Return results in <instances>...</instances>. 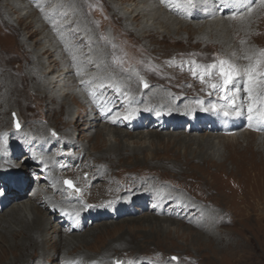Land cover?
<instances>
[{
    "label": "rangeland",
    "instance_id": "1",
    "mask_svg": "<svg viewBox=\"0 0 264 264\" xmlns=\"http://www.w3.org/2000/svg\"><path fill=\"white\" fill-rule=\"evenodd\" d=\"M15 1L17 3H20L18 9L12 8L11 6L7 5L6 0H0V4H1L0 18L3 16L4 13H6L9 19L11 20L12 24L16 25L17 19L20 17L21 18L24 17L26 19L25 21L32 22L33 25H35L34 27L38 29L39 32L37 36L29 40L27 42V45L35 48L34 52L37 55L36 60L42 61L43 63L42 67L39 68L38 71L39 75L46 77L47 89H49L50 92L55 93V95L57 96L58 95L69 96L71 95L70 93H72L73 95L77 94L82 87L80 84L79 85L75 84L76 80L88 79L87 87L81 90L82 96L91 93V89L92 92H94L95 87H98L99 91H102L107 84L109 85L110 82L114 80V77L110 76L106 68H101L100 70L97 71L98 66L104 62L102 59L97 58L96 60H91L100 54L99 52L94 51V47L100 45L105 48V57L111 63L114 70H119V73H124V72L131 73L130 76L127 77L128 78L127 80L133 78L134 83H136V85L141 82V84H143L144 87L146 84L145 83L146 80H148L149 82V85L147 86L148 88L152 85L151 88H159L163 91H167L168 93H171L168 95L170 96L169 97L170 100H174L176 94H180L182 92L183 93L188 92L186 94L187 96L186 100H189L190 102L192 101L194 102V106L190 107L192 109L189 111L190 113L189 116L190 115L193 116V114L196 113V114H202L203 118H208L209 115L217 113L219 116V121H223L224 111H228V112L229 111L236 112V111L230 109L231 107L229 106L228 102L222 98L225 95V93L216 92L211 87H209L211 83L218 82L216 80L217 79L216 77H212L209 79L208 77H206L205 82L202 83L201 80L199 79V75L195 76L196 78L193 76L192 72L189 70L190 67H192V62L194 61L197 65L203 67L213 63H218L219 60L221 59L223 60L229 59L228 60L229 62L243 69L244 67H246L245 65H248L247 60H245L243 57H238L237 52L239 53L243 49V47H246L247 49L248 48L251 49V54L247 53L246 55L254 56V54L258 53L259 50H264V40H263L264 21L261 22V25L258 28L256 25V22L258 20L264 18V10L259 5L260 0H244L245 7L243 11L240 12L238 15H236V17L241 15V17L240 19H237L233 24H228V22L227 23L223 22V20L229 18L227 16H215V17L213 16L214 18L211 16V18L209 17L210 19L199 18L196 20L191 18L190 19L186 18L181 20L183 22L185 21L186 25H182V24L174 25L176 28V31L174 32L173 30H170L167 26L160 24L159 21L156 20L157 16H164V15L162 12V8H160L158 6V3L154 0H146L148 4L153 5L151 7H147L145 3H139L138 0H112L111 3H109V0H78L82 5L81 13L79 15L74 13V9L70 8L71 5L73 7V4L76 0H61L59 3H57L58 2L57 0H15ZM158 1L161 2V0ZM204 1H210V0H204ZM114 8L117 9V12L125 16L128 17L131 16L130 20L127 23H125L122 19L119 18L118 14L116 15V11H114ZM136 8L139 12L140 10H146V11H143L144 13L138 14L132 20L133 15H131V12ZM185 10L186 9L184 8H180V9L176 8L174 11L177 12V14L173 15L172 20H174L175 17L176 19L179 18L178 20H180L181 17L178 16V14L183 15V13L186 12ZM150 11H151L150 13L151 15L146 14L147 12L149 13ZM202 12H204L203 9H201V13ZM252 12H255L254 17L249 18V22L247 21L244 22L245 20H243L244 19L243 17H246L245 15L247 14L249 15ZM84 21L88 22L89 26L93 31L94 36L91 35L89 29H87V31L90 35H88V33H82V29L80 27ZM218 21L220 22L218 23ZM176 22L178 23V21ZM241 23L242 25H244V27H248L250 29V32H248L247 37L244 36L245 33L243 31H238L236 29L237 27H239V25H241ZM249 23L251 24L250 26ZM142 24H147V26L153 29L155 28L154 30L155 37H152L150 39L140 38L139 31L141 29L140 26ZM126 26L131 27V29L127 30ZM115 27H117V29ZM210 27L215 29L216 28L220 29L218 31L219 36L223 39V41H225V43L229 47L228 53L221 51L220 45H218L217 38L215 36L213 35L210 36L209 33L208 35H206V31L210 30L211 29ZM72 30H75V35L69 38L68 34L70 35V31ZM1 31L4 30L0 26V32ZM22 33L24 35V36L22 35L23 37L28 38L26 31H23ZM18 38H20V36ZM95 39L96 42L94 43ZM133 39L136 42L133 41ZM8 42L9 40H6V44H8ZM36 42L38 43L35 46ZM80 42L81 43L83 42L81 49L79 48ZM43 46H46L47 49H50V53L52 54L51 57H48V54L44 53V50H42ZM161 53L163 55L166 53V55L163 56L161 55ZM26 56L28 59H30L29 58L30 55L28 56L27 54H25L23 57V54L21 53L20 50L15 52L12 51L9 47L3 51H0V60H1L0 61V121L4 120V122H6L7 125L6 128L1 129L0 136H1V140H7L8 147L12 151L17 150L13 147L19 141V145L17 146L19 153L16 158H11L14 161L13 162L14 167L10 169L12 165L8 162L3 161L4 165L3 168L0 167L1 168L0 171L3 170L5 172L4 173L0 172V177H3L5 179H10L19 176L20 179L30 183L31 185L25 190V193L22 194L19 199L17 198L16 200H11V198L14 197V194L11 195V193L7 192L6 188L0 184V204H5L3 210L0 212V215L7 214L9 212L10 208L12 207L13 201L15 202L26 201V200L31 201L33 198L30 196L31 195L30 193L31 192L32 194L35 193L34 189H37V186L39 187L45 186L47 180L51 182V180L49 179L39 177L42 176L41 170L33 169V167L36 169V166L40 167L39 164L40 162L38 161V159L34 158L33 162L31 163L25 161L26 155L32 153V151L29 152L30 151L29 148H24V141L26 139V136L29 135L30 131L28 129L21 127L22 125L20 121V117H21L25 122V124L29 126H44V127L50 126L48 128L50 129L54 128V130L51 129L52 133L51 132L50 134L48 133L50 137L46 139L44 138L45 140L49 141V146L46 153H48L47 155L49 156L54 153V149L59 148L60 151L57 152L58 156L56 157V159L58 160V165L54 167V170L56 171L55 173L57 175H54V179L58 180L60 178L61 180L62 178L66 177L63 180V190L66 193L77 194L78 192L75 191L76 187H78L81 191L79 195H74V196L68 195V197H71L72 200V207L70 209L72 210V215L74 214L73 215L74 217L83 215L84 221L87 223V227L77 232L78 235L83 236L91 231L94 230L96 231L97 227H95L94 224L95 223L99 224V222L101 223L102 221L99 222L94 221L93 224H91L93 220L90 219L88 215V211H86L87 209L83 210L78 206H75L76 203L74 201L83 202L86 200L85 205H87L86 206L87 208L91 207V209H96L99 213L110 212L111 209L115 208L114 206H111V204L113 205L117 201V200L113 201L114 197L112 196H114L115 194L120 195L121 192L123 197H126L123 202L124 203L126 202L128 206H124L123 208L120 209V211L128 210L130 213H134L123 216H117L118 218H115L113 220L108 219L109 222L112 221L111 223L117 224V231L110 232L104 237L101 236V241H99L100 243L97 242L94 245H89L87 249H84L82 247L72 248L71 251H68L69 254H78L80 252H85L86 255H89L90 257L93 258H99L100 254H103L105 256L107 255L108 258L105 259L103 263L100 262L99 264H117V262H122L123 264L127 261H130L133 264H264V224H263L264 219L261 218H260L261 220L255 219L258 215L262 213V209L264 207V174H263L264 154L262 155L263 157L261 158L259 152V150L261 149L260 147H263L264 145V138L248 137L249 135L247 134L248 132L254 133L256 135H261L262 132L264 134V130L260 131L251 128L254 127L256 123V119H254L251 122V126H249L250 122L247 119L248 114H246L243 118V127H241V129L233 133L223 132V136L222 133L211 134L212 136H209L210 134L204 131H197V132H192V134L190 133L185 134V135H191L190 137H192V139L198 136L197 137L198 139L210 140L212 143L211 146H207L203 148L190 144L188 145V148L186 146L183 148L180 146L178 147V145L176 144H172L169 145V147H164L163 150L161 149L159 150L157 149L158 147L156 145L154 144L151 145L150 140H147L146 138L141 137L140 135H138L137 138H132V139L126 138V140H124L126 142L125 144L128 146L130 145L129 146L130 149H133L138 146H142L145 148L143 154L132 156L130 157L129 160H133L136 157L139 158L140 160L141 159L144 160L145 157L147 156L148 163H144L141 165L132 164L128 167L126 166L120 167L119 165L109 166L104 162H102L100 163V167H103L104 169L110 168L108 173L112 179L110 180L106 179L105 181L103 180V181L95 182L96 177L93 176V173H91V171L89 170L91 169L89 168L90 166L93 167L92 161L96 162L97 156L95 154V151L92 150L89 146L86 147L85 154L89 153L90 156L92 157L89 159L90 160L89 166L83 167V165L78 164L81 163L82 161V155L77 153L74 150V148L69 149V146L67 145V142L70 139L68 138L61 139L60 141L62 142L59 141L58 135L62 134V132H64L67 128L72 126L75 115L71 117L68 125H64V124L62 125L61 124L62 122L60 123V119L56 117L53 120V123L49 119H47L49 116H51V113L48 112V105H46L44 101H42V99H37L36 91L38 90L32 88V84L34 81H30L27 78L26 80L22 79L23 77H25V75H27L28 71H31V67H32L31 65L26 64L27 63L25 61ZM161 56L165 60H163ZM216 56L218 58H216ZM152 57L154 58V60ZM255 58L256 57L254 56L253 62ZM17 59H19V61ZM31 59L34 60L35 58L32 57ZM58 59L63 60V62L58 63L56 68L54 67L53 61L57 62ZM113 60L115 62H113ZM74 61H80L83 67L78 69L76 73L73 74L72 72H70V70L72 66L76 65ZM92 61H97V63L95 65L90 66ZM122 65H124V67ZM157 65L160 66V67L158 66V68L160 69L156 67ZM86 66L87 67L89 66L90 68H87ZM20 71H22V73H20ZM187 72L189 75L186 74ZM158 73L160 76L158 75ZM102 75L107 76L106 80L103 79L101 80V82H98L100 76ZM132 75L134 77H131ZM90 77H93V79H91ZM9 79L15 81V82L13 81V86L17 91L22 93V95L18 98L17 96L16 97L12 96L13 100L18 105L17 109L14 106L6 107L4 105V100H3L5 98L4 95L6 94V90L8 89V86L10 87ZM25 81L26 84L24 85ZM114 81L116 82L117 80ZM246 82H247V77L243 76L242 78L236 81V84H238L239 87L243 89ZM163 84H165V86ZM261 85H263V89H264V84ZM23 86L26 87L23 88ZM259 87L260 85L258 84L256 88ZM119 90L120 87H117V89H115V92L117 93ZM108 93L110 94L112 93V91L109 90ZM227 94L229 97L233 95V93L231 92ZM258 94L260 96H256V97L254 96L255 99L253 98V103L252 101L248 100L247 93L246 95L243 96V98L237 97L235 99L237 111H242L243 109L241 108L242 106L245 105L244 110L247 112V108L250 103H252L254 107L258 104H259L258 106L262 105L261 108L264 110V95H263L264 90L262 93H258ZM180 95L182 97L185 96L183 94ZM141 101L142 100L140 98H136L135 103L132 105V108H135V106L137 105L140 106L138 108V111H141L142 113H147L151 115L156 114L154 110L147 112L145 109L141 108V106H144L145 104L144 102ZM99 106L100 108L106 109L105 110L106 112H102L103 113L102 116L104 117V120L105 118L107 120L119 119L121 117L124 119L127 118L125 114L124 115L117 113L115 114L114 112H111L110 109L113 108V104L102 103ZM91 110L94 111L96 109H91ZM180 113L182 112L180 111ZM77 116H79V114H77ZM119 122L121 125H119V123H115L117 125V128L123 131L126 130L125 132H128L129 134L147 132V130L145 129L129 130L131 128L130 122L126 123L122 119ZM99 123L100 125L105 124V122L103 121L102 123L101 121ZM17 124H19V127H17ZM84 126L85 124L81 122L79 126L73 128L70 134L71 138H73L75 141L86 143L87 140L82 137V135L83 136L87 135L86 128ZM182 126H183L182 127L183 130L187 131L186 121L183 123ZM168 129L170 130V127ZM169 130H165L163 131V133L171 132ZM25 131L28 133H25ZM53 132L55 133V135H53ZM79 132L83 134H80L81 136H78L77 133ZM173 135H177V134L173 132ZM217 136H219V138ZM52 137H54V139L58 142H55L52 139ZM31 138L34 139L39 137L36 134L34 135L31 134ZM105 138L107 140H112L111 134L105 136ZM19 139H21V142ZM223 140H225V142H223ZM223 145L224 147H222ZM250 147L252 148L250 149ZM207 149L209 152L211 150L212 151L209 153ZM200 153H202L201 154L202 156L205 153L207 157L209 156V158L213 160L223 157L224 158L223 162L225 164L226 171L228 172V174L231 173L233 177L232 185L229 184L231 180H228V185H226L225 183L224 186L218 185L216 187V184L214 183L215 184L214 187L218 189V193H217V192H211L210 190H208L209 188H206L213 186L209 181H208L209 184L206 185H204V181H202L201 183L197 182L198 183L197 184L194 178H196L195 176L198 175L201 176V171L198 170V167L200 166L202 167V165L200 164L199 161H197L198 159H196ZM249 157L250 159H248ZM230 160H232V162ZM243 167L246 168V170H244ZM58 168H60V170ZM245 172H247L248 175ZM135 178L139 180L140 178L153 179V181L156 182L155 185L157 186L155 187L149 185L147 186L146 189L144 188V190H140L139 192H137L140 188L146 186H142L141 184L137 188L132 186L133 183L132 181ZM165 178H167L168 181ZM201 179L204 180L203 177H201ZM65 180L71 181L73 187L69 188L68 185L64 183ZM104 183L105 184L108 183L111 189L109 190H107V188L105 189V193H103L104 197H102L103 199L100 197L97 198L94 197L93 196L94 191H98L101 188L99 186H101V184ZM163 185L170 187L171 190L173 191L177 190L179 192H182L187 196L186 197L187 199L189 198L188 201H185L186 205L185 208L183 207L185 209L183 213L177 214L176 210H173L171 212L170 209L169 211L163 214L161 213L164 207H166L168 204H173L174 202L179 201L180 198L179 196L174 197L176 195H173L174 199L172 198L167 204L154 202L153 198L161 199L164 196L168 195V193L167 194L163 193L161 189L164 188L162 187ZM91 187L93 189V192ZM121 188H123L122 191ZM157 190L160 192H158ZM245 191L246 193H244ZM221 192H223L224 195ZM169 195L172 196V194ZM221 196L222 197L225 196V199H222L223 202L221 201ZM105 197L108 198L104 200ZM151 199L153 200L149 201ZM92 201H94L95 203L91 204ZM91 205L95 207H92ZM203 208H208L212 210L214 209L212 212L213 214L218 213L217 218L219 219L227 218L232 220L228 224L225 225L223 224L221 226L219 225L218 227L209 225V223L212 222L211 220L215 219L216 216L215 217L211 216L210 218L205 215V217H202ZM201 211L202 214H200ZM61 212L62 211L59 208L57 209L55 208V210L53 209V211L51 212V215L55 214V218L52 219V223L54 226H60L59 217L61 215ZM157 212H159L160 214H158ZM248 213L250 215L247 218ZM150 214L156 215L157 217L160 218H174L180 221L181 229L175 231L173 230L172 227H170L171 230L168 231L169 233L165 232L164 234L159 235L157 233L158 230L154 226L143 224L140 221L141 217ZM128 216H131L132 220H127V221L121 220L123 219V217H128ZM65 219L69 220L66 227H71L70 222L73 221V217L65 216ZM195 232L201 233L203 235L202 244L193 242L194 240L192 241L190 235H193ZM102 240L104 243L102 242ZM110 244L112 248L111 246L109 247ZM68 253H65L64 257ZM110 256H115L116 259L115 258L113 259ZM135 257H137L138 260L139 259L141 260L134 261ZM174 257L176 259H173ZM59 263L60 260L57 261V264ZM43 264L46 263L43 262ZM81 264H85V263H81Z\"/></svg>",
    "mask_w": 264,
    "mask_h": 264
},
{
    "label": "bare ground",
    "instance_id": "2",
    "mask_svg": "<svg viewBox=\"0 0 264 264\" xmlns=\"http://www.w3.org/2000/svg\"><path fill=\"white\" fill-rule=\"evenodd\" d=\"M57 1H58L57 3H59L61 0H57ZM138 1H139V3H145L147 5V7L153 6L151 4H148V2H146V0H138ZM154 1H156L158 3V6L160 8H162V12H163V15H164V16H157L156 20H158L160 24H162L164 26H167L170 30H173V32L176 31V28H175L174 25H177V24L186 25L185 21L184 22L181 21V20L186 19V18H189V19L191 18V19L196 20V19H199V18H209V17L211 18V16L212 17L213 16L214 17L215 16H227L229 18L226 19V20H223V22L224 23L228 22V24H233L237 19H240L241 15H239L238 17H236V15H238L240 12H242L244 7H245L244 0H210V1L191 0V3H187L186 0H163V2H162V0H161V2L158 1V0H154ZM6 2H7V5L11 6L12 8H15V9L16 8L18 9V7L20 6V3H17L15 0H6ZM111 2H112V0H109V3H111ZM259 3H260L259 5L264 10V0H260ZM70 8L74 9V13L79 15L81 13L82 5H81V3L78 0H76L74 2V4H73V7L71 5ZM111 8H113V7H111ZM176 8H179V9L180 8H184V9H186L185 10L186 12L183 13V15H179L178 14V16L181 17L180 20H178L179 18L176 19V17H175L174 20H172L173 15L177 14V12L174 11ZM0 9H1V4H0ZM201 9H203L204 12L201 13ZM114 11H116V15L118 14L119 18L122 19L125 23H127L130 20V18H131V16L128 17V16H125V15L117 12V9H115V8H114ZM143 11H146V10H140V12L137 10V8L135 10H132V12H131V15H133L132 16L133 17L132 20L138 14L144 13ZM150 13H151V11L149 13L147 12L146 14L151 15ZM254 13L255 12H252L249 15L248 14L245 15L246 17H243L244 18L243 20H245L244 22H246V21L249 22V18L254 17ZM49 16H50V14H49ZM234 17H236V18H234ZM25 20L26 19L24 17H22V18L20 17V18L17 19V24L14 25V24H12V22L9 19L8 15L6 13L3 14V16L0 18V26L4 30V31L0 32V51H3V50H5L6 48L9 47L12 51H15V52L20 50L21 53L23 54V57H24L25 54H27L28 56L30 55V57H29L30 59H28L27 56H26L25 57V61L27 62L26 64H29V65L32 66L31 67V71H28L27 75H25V77H23L22 79L26 80V78H27L30 81H34L33 84H32V88L38 90V91H36L37 92L36 93L37 94V99H42V101H44V103L46 105H48V112L51 113V116H49L47 119H49L53 123V120L56 117V118L60 119V123L62 122L61 123L62 125L63 124L64 125H68L69 124V120L71 119V117H73L75 115L74 119H73L74 121H73L72 126L71 127L68 126L69 128H67L64 132H62V134L58 135L59 136V141L61 139H67V138L70 139V140H68L67 145L69 146V149L70 148H74V150L77 153L82 155V161H81V163H78V164L83 165V167H85V166L88 167L89 166V163H90L89 159L92 157V156H90L89 153L85 154L86 147L89 146L92 150L95 151V154L97 156L96 157V162L92 161L93 167H91V166L89 167V168H91L89 170L91 171V173H93V176L96 177V181L95 182H99V181H103V180L105 181L106 179H109V180L112 179L111 176H109V173H108L110 168H105L104 169L103 167H100V163H102V162H104L105 164H107L109 166L119 165L120 167H122V166L128 167V166H130L132 164L141 165V164H144V163H148V157L147 156L145 157L144 160L141 159L142 161L139 158H137V157L134 158L133 160H129L130 157H132V156H136L138 154H143L144 151H145L144 150L145 148L142 147V146H138V147H135L133 149H130L129 148L130 145L128 146V145L125 144L126 142L124 140H126V138H128V139L137 138V136L140 135L141 137H144L147 140H150L151 145L152 144L156 145L158 147L157 149H159V150L160 149L163 150L164 147H169V145H172V144H176V145H178V147L180 146V147H183V148L185 146L188 148L189 144L190 145H196V146H199V147L203 148V147L211 146V144H212L211 141L208 140V139H205V140L198 139L197 138L198 136L196 138L193 137L194 139H192V137H190L191 135H185V134H189V133L192 134V132L204 131L206 133H209L210 134L209 136H212L211 134H219V133H222V136H223V132L233 133V132L241 129V127H243V118H244V116L246 114H248L244 110L245 109V105L242 106L241 109H243V110L239 111V114H237V111L236 112L229 111V115L225 116L224 115L225 111H224L223 112V115H224V120L223 121H219V116H218L217 113L209 115L208 118H203L202 114H196V113H194L193 116H191V115L189 116V114H190L189 111L192 109L190 107L194 106V102L193 101L190 102L189 100H186V98H187L186 94L188 92L180 93V94L185 95L183 97L180 94H176L174 100H170V98H169L170 96H168V95L171 94V93H168L167 91H163V90H161L159 88H151L152 85L149 88L148 87H144L143 84H141V82L136 85V83H134L133 78H131L130 80H127L128 79L127 77L130 76L131 73H129V72L119 73V70H114V68L112 67L111 63L105 57V48L100 46V45H97V46L94 47V51L99 52L100 54L97 55L96 57H94L91 60H96L97 58L102 59L104 62L101 65L98 66L97 71L100 70L101 68H106L108 70L110 76H113L114 80H117V81L116 82L114 80L111 81L110 84L109 85L107 84L102 91H99V88L95 87L94 92H92V89H91V93L82 96L81 95V92H82L81 90H83V89H85L87 87V80L88 79L83 80V81L86 82V83H83V84L81 83L82 80H76L75 84L76 85L80 84L81 87H82L77 94L73 95L72 93H70L71 95H69V96H67V95L66 96H60V95L57 96V95H55V93L50 92L49 89H47V79H46V77L39 75L38 71H39V68L42 67L43 63H42V61L36 60V56L37 55L34 52L35 48L27 45V42L29 40H31L32 38L36 37L39 31H38L37 28L34 27L35 25H33L32 22H28V21H25ZM176 21H178V23ZM201 21H202V19H201ZM263 21H264V18H262L261 20H258L256 22L257 28L261 25V22H263ZM219 22L220 21H218V23ZM250 25L251 24L249 23V26ZM246 26H247V24H246ZM140 27H141V29L139 31L140 38L150 39L152 37H155V35H154L155 34V31H154L155 28L153 29V28L147 26V24H142ZM239 27H237L236 29L238 31H243L245 33V35L244 34L243 35L245 37H247L248 36V32H250V29L248 27H244V25H242V23H241V25H239ZM80 28L82 29V33H88L87 29H89L90 30L89 32L91 33V35L94 36L93 35V31H92L91 27L89 26L88 22L84 21ZM115 28L117 29V27H115ZM126 29L130 30L131 27L126 26ZM219 30L220 29H218V28H216V29L215 28H211L210 30L206 31V35H208V33H209L210 36H212V35L215 36L217 38L218 45H220L221 51L228 53L229 47L227 46L225 41H223V39L219 36V32H218ZM23 31H26V34H27L28 38L23 37L24 36L23 33H22ZM102 34H103V32H102ZM220 34H221V32H220ZM260 34H262V33H260ZM73 35H75V30L70 31V35L68 34V37L70 38ZM88 35H90V34L88 33ZM120 35H121V33H120ZM19 36H20V38H18ZM188 39H190V38H188ZM6 40H9L8 44H6ZM133 41H135V40L133 39ZM241 41H243V40H241ZM95 42H96V39L94 40V43ZM212 42H213V40H212ZM37 43L38 42L35 43V46H36ZM205 43H203V44H205ZM82 44H83V42L82 43L80 42V44H79L80 45L79 46L80 49H81ZM181 44H182V42H181ZM154 45H155V43H154ZM167 47H168V44H167ZM42 50H44V53L48 54V57L52 56V54L50 53V49H47L46 46H43ZM158 50H160V49H158ZM247 53L251 54V49H249V48L247 49L246 47H243V49L239 53L237 52V56L244 58ZM151 55H152V53H151ZM161 55H163V54L161 53ZM164 55H166V53ZM115 56H117V55H115ZM32 57L35 58V59L32 60L31 59ZM192 58H193V56H192ZM216 58H218V57L216 56ZM162 59H163V57H162ZM17 60L19 61V59H17ZM56 60H57V58H56ZM116 60H118V59H116ZM153 60H154V58H153ZM159 60H160V58H159ZM163 60H165V59H163ZM245 60H247V59H245ZM242 61H243V59H242ZM53 62H54V67L57 68L58 63L63 62V60L58 59L57 62L56 61H53ZM74 62H75L76 65L72 66L71 70H70V72H72L73 74L76 73V71L78 69L83 67V65H82V63L80 61H74ZM113 62H115V61L113 60ZM96 63H97V61H92L90 66L95 65ZM248 63H249V61L247 60V64ZM5 65H6V63H5ZM124 65H125V63H124ZM124 65H122V66L124 67ZM158 66L159 65H157L156 67L158 68ZM245 66H247V65H245ZM87 68H90V67L88 66ZM94 68H96V67H94ZM158 69H160V68H158ZM188 72L186 74H188ZM15 73H16V71H15ZM20 73H22V71H20ZM186 74H183V75H186ZM158 75H159V73H158ZM131 77H134V76L132 75ZM90 78L93 79V77H90ZM106 78H107V76L102 75V76H100V79L98 80V82H101V80H103V79L106 80ZM170 78H172V77H170ZM13 81L14 80L9 79L10 87L8 86V89L6 90V94L4 95L5 98L3 100H4V105L6 107L14 106L17 109L18 105L13 100L12 96H15V97L17 96V98H18V97H20L22 95V93H20L19 91H17L15 89V87L13 86ZM133 83H134V86H133ZM145 83L147 84V86L149 85L148 80H146ZM25 84H26V81H25L24 85ZM163 85L165 86V84H163ZM259 85H260V87L255 89V93H254L255 97L256 96H260L258 93H262L263 90H264L263 89V85H261V84H259ZM236 86L239 87L238 84H236ZM24 87H26V86H23V88ZM117 87H120V90L116 93L115 89H117ZM240 89H241V91L237 94V97L238 98H243V96L246 95V93L243 91L242 88H240ZM109 90H111L112 93L109 94L108 93ZM197 97H198V95H197ZM255 97H254V99H255ZM136 98H140L142 100L141 102L145 103L144 106H141V108L145 109L147 112L154 110L156 112V114L155 115H153V114L151 115V114H147V113H142L141 111H138V108L140 106H137V105L135 106V108H132V105L135 103V99ZM171 99H173V98H171ZM209 99H210V97H209ZM259 100H260V98H259ZM102 103L113 104V108L110 109L111 112H114L115 114L116 113L117 114H123V115L125 114L127 118L124 119V118L121 117L119 119H114V120H107L105 118V120H104V117L102 116L103 115L102 112H106L105 111L106 109L100 108V106H99ZM252 103H253V101H252ZM258 105H256L254 108L258 109L261 112H264V110L261 108L262 105H260V106H258ZM24 106H26V105H24ZM141 108H140V110H141ZM91 109H96V110L92 111ZM230 109H232V108H230ZM180 111L182 113H180ZM19 114H20V111H19ZM77 114H79V116H77ZM257 114L258 113L254 112V116L257 115ZM109 119H111V118H109ZM121 119L124 122H126V123L130 122L131 128L129 130H144L145 129V130H147V132H140V133H137V134L136 133L135 134H131V133L129 134L128 132H125L126 130L125 131L120 130L119 128H117V125L115 123H119V125H121L120 122H119ZM99 120L101 121V123H102V121L105 122V124L100 125V123H99L100 121ZM20 121L22 123L21 127L25 128V129H28L30 131L29 135L26 136V139L24 141V148H29V150H30L29 152L32 151V153L26 155L25 161L31 163V162H33L34 158L38 159V161L40 162L39 163L40 167L36 166V169L34 167H33V169L34 170H41V172H42L41 175L42 176H39V177L40 178L42 177V178L49 179V180H51V182H49L47 180V183L45 184V186H42V187L37 186V189H34L35 191L33 190L35 193H33V194H32V192L30 193L31 194L30 196L33 198L31 201L30 200L19 201V202L13 201L12 207L10 208L9 212L7 214L0 215V264H43V262H45L46 264H57L58 260H60L59 264H81V263H85V264H87V263L88 264H99L100 262L103 263L104 260L108 258L107 255L105 256L103 254H100L99 258H93V257H90L89 255H86L85 252H80L78 254H69L68 251H71V249L75 248V247H82L84 249H87L89 245H94L95 243L101 241V236L104 237L105 235L109 234L110 232L117 231V224L111 223L112 221L109 222L108 219L113 220L115 218H118L117 216H123V215H127V214H134V213H130L128 210L120 211V209L123 208L124 206H128L126 202L125 203L123 202L126 197H123L121 192H120V195L115 194L114 196H112V197H114L113 201H116V200L117 201L113 205L111 204V206H114L115 208L112 207L113 209H111L110 212H102V213L101 212L99 213L96 209H91V207L87 208L86 207L87 205H85V203H86L85 199H84L85 201H83V202L74 201L76 203L75 206H78L79 208H81L83 210L87 209L86 211H88V215H89L90 219L93 220L91 222V224H93L94 221L95 222L102 221L101 223L99 222V224L98 223L94 224V226L97 227L96 231L95 230L91 231V232H89V233H87L86 235H83V236L82 235H78L77 232L81 231L83 228L87 227V223L84 221V216L83 215H79V216H75V217L73 216L74 214L72 215V210H70L71 207H72V200H71V197H68V195H73V196L74 195H79L81 191H80V189L78 187L75 186L76 189H79V192L77 194L76 193H66L63 190V180L66 177L62 178L61 180H60V178L58 180L54 179V175H57L55 173L56 171L54 170V167L58 165V160L56 159V157L58 156L57 152L60 151L59 148L54 149V153L49 155V156L47 155L48 153H46V151L48 150L49 141H47L45 139L50 137L48 135V133L49 134H50V132L52 133V130H54V128H51L52 129L51 130L50 128H48L50 126H48V127H44V126H29V125L25 124V122L23 121V119L21 117H20ZM185 121L187 122V127H186L187 131L183 130V128H182L183 127L182 125H183V123ZM81 122H83L85 124L84 127L86 128L87 135H84V136L82 135V137L87 140L86 143L75 141L70 136L71 130L73 128L79 126V124ZM126 123H124V124H126ZM6 127H7L6 122H4V120L0 121V131H1V129H4ZM51 127H53V126H51ZM169 127H170V130L168 129ZM251 128H254L255 130H260V131L264 130V123L261 124L260 122H258L256 120V123H255L254 127H251ZM165 130H169L172 133L171 132L163 133V131H165ZM173 132L175 134H177V135H173ZM25 133H28V132L25 131ZM31 134L32 135L36 134L39 138H34L33 139V138H31ZM80 134H83V133H80V132L77 133L78 136H81ZM109 134H111L112 140H107L105 138V136H107ZM247 134L249 135L248 137L264 138L263 132H262L261 135H256V134L251 133V132H248ZM217 137L219 138V136H217ZM52 139L55 142H58V141H56L54 139V137H52ZM220 139H222V138H220ZM223 139H226V138H223ZM19 140L21 142V139H19ZM131 141H133V140H131ZM60 142H62V141H60ZM223 142H225V140H223ZM213 144H214V142H213ZM18 145H19V141L13 147V148H15L17 150H15V151L14 150L13 151L10 150V148L8 147L7 140H1V136H0V167L3 168L4 162H8V163H10L12 165V167H10V169L14 167V165H13L14 161L11 158H16L17 157V155L19 153V150H18V147H17ZM222 147H224V145ZM263 147H264V145H263ZM263 147H260L261 148V149L259 148L260 150L258 149L259 152H260L261 158L263 157L262 155L264 154V148ZM251 148L252 147H250V149ZM173 149H175V148H173ZM207 151H208V149H207ZM157 153H159V152H157ZM165 153H167V152H165ZM205 153L203 154V156L201 155L202 153H200L197 156V158H196V159H198L197 161L200 162L202 167L201 166L198 167V170L201 171V176L200 175L195 176L196 178H194V179H195L196 183L197 182L201 183L202 181H204V185L209 184L208 183V181H209L213 186L212 187H206V188H209L208 190H210L211 192H217L218 193V189H216L214 187L215 184H216V187L218 185L224 186L225 183H226V185H228V180H231L229 182V184L232 185V178L233 177H232L231 173L228 174V172L226 171V167H225V164L223 162L224 161L223 157L213 160V159H210L209 156L207 157V155H206L207 153L206 154ZM95 154H94V156H95ZM226 154H227V152H226ZM231 157H232V155H231ZM248 159H250V157ZM185 160H186V158H185ZM230 161L232 162V160H230ZM187 165H188V162H187ZM58 169L60 170V168H58ZM243 169L246 170V168H244V167H243ZM254 169H256V168H254ZM0 170H1V168H0ZM90 171H89V173H90ZM0 172L4 173L5 171L2 170ZM245 173H247V172H245ZM247 175H248V173H247ZM123 176H124V174H123ZM140 176H141V174H140ZM258 176H259V174H258ZM201 177H203L204 180H202ZM256 177H255V179H256ZM165 179L168 181L167 178H165ZM132 182H133L132 186H134L136 188L139 187L140 184L142 186H146V187L140 188L137 192H139L140 190H144V188L146 189L147 186H149V185L150 186H155V187L157 186V185H155L156 182L153 181V179L140 178V180H139V179L135 178ZM0 184L2 186H4L6 188V190H7V192L11 193V195L14 194V197H12L11 200H16L17 198L19 199L21 197V195L25 193V190L29 186H31L30 183L25 182L24 180L20 179L19 176H16V177H13V178H10V179H5L3 177H0ZM96 187H97V185H96ZM99 187H101V188L100 189L98 188L99 189L98 191H94V194L92 193L93 196L96 197V198L97 197H100V198L104 197L103 193H105V189L106 188H107V190L111 189V187H110V185L108 183L101 184V186H99ZM162 187H164V188H161L163 193L164 194L168 193V195L164 196L161 199L160 198H153L154 200L151 199L149 201L153 200L156 203H162V204L166 203L167 204V203H169V201L172 198L174 199V197L179 196L180 197L179 201L174 202L173 204H168L166 207H164L162 209L161 213L163 214V213L169 211V209H170L171 212L173 210H176L177 214L183 213L185 211V209H184L185 205H186L185 201H188L189 198L187 199L186 198L187 196L184 193H182V192H179L177 190L176 191L171 190V188L168 187V186H164L163 185ZM91 189H92V187H91ZM122 190H123V188H121V191ZM92 192H93V189H92ZM158 192H160V191H158ZM260 192H261V190H260ZM114 193H115V191H114ZM221 193L223 194V192H221ZM244 193H246V191ZM169 194H172V196H170ZM85 195H86V193H85ZM173 195H176V196L173 197ZM257 195H259V194H257ZM87 197H88V195H87ZM251 197H252V195H251ZM107 198L108 197H105L104 200L107 199ZM222 199H225V196L224 197L221 196V201H222ZM226 200H228V199H226ZM94 203H95L94 201L91 202V204H94ZM199 203H201V202H199ZM4 205L5 204H0V206H1L0 207V212L3 210ZM102 205H103V203H102ZM169 205H171V206H169ZM92 207H95V206H92ZM55 208L56 209L59 208L62 211L60 217L58 216L59 217V221H60V226H54L53 223H52V219L55 218V214L51 215V212L53 211V209L55 210ZM75 210H77V209H75ZM213 210L212 209H208V208H203L202 209V211H203L202 217H205V215H206L207 217H210V218H211V216H214V217L216 216V218H217L218 217L217 216L218 213L217 214L216 213L213 214V212H212ZM202 211H201L200 214H202ZM157 213L160 214L159 212H157ZM249 215L250 214L248 213L247 214V218L249 217ZM65 216L73 217V221L70 222V226L71 227H66V225L69 222V220L65 219ZM216 218L212 219L211 220L212 222H210L209 225H212L214 227L215 226L218 227L219 225L221 226L223 224L224 225L228 224L232 220V219H227V218H224V219L223 218H220V219L217 218L216 219ZM260 218L264 219V207L262 209V213L260 215H258L255 219L259 220ZM121 220H124V221L132 220V217L131 216L123 217V219H121ZM140 221L143 224L154 226L158 230L157 233L159 235L160 234L162 235L165 232L169 233L168 231L171 230L170 227H172L173 230H175V231L181 229L180 221H178V220H176L174 218H160V217H157L156 215L150 214V215H146V216L141 217ZM63 224H64V226H63ZM75 229H76V231H75ZM189 229H191V228H189ZM89 230H92V229H89ZM190 237H191L192 241L194 240L193 242H197V243L202 244L203 235L201 233H196L195 232L193 235H190ZM102 242H103V240H102ZM110 246H111V244L109 245V247ZM111 248H112V246H111ZM156 252H158V251H156ZM65 253H68V254H66V256L64 257ZM110 254H111V252H110ZM110 257L113 258V259L115 258V256H110ZM122 260H125V259H122ZM137 260H138V258L135 257L134 261H137ZM139 260H141V259H139ZM123 264H133V263H131L130 261H127V262H125Z\"/></svg>",
    "mask_w": 264,
    "mask_h": 264
},
{
    "label": "snow or ice",
    "instance_id": "3",
    "mask_svg": "<svg viewBox=\"0 0 264 264\" xmlns=\"http://www.w3.org/2000/svg\"><path fill=\"white\" fill-rule=\"evenodd\" d=\"M186 2L191 3V0H186ZM254 56L256 58L253 62ZM254 56L246 55L244 57V59H247L249 63L243 69L229 62L228 60L221 59L218 63H213L203 67H201L200 65H196V63L193 61L192 67H190V71L192 72L194 77L199 75V79L202 83L205 82L206 77H216L218 82L211 83L209 87H211L216 92L225 93L222 98L228 102L229 106L234 111H237L235 99L237 98V94L241 91V89L240 87L236 86V81L243 76L247 77V82L243 87V91L247 93L249 101H253L257 85L264 84V50H259L258 53L254 54ZM81 83L83 84L86 82L82 80ZM145 87H147L146 84ZM229 92L233 93L231 97H229L227 94ZM254 112L258 114L254 116ZM247 113V119L250 122L249 126H251V122L254 119H256L260 123H264V112L255 109L252 103L249 104ZM237 114H239V111H237ZM224 115L228 116L229 112L225 111ZM17 127H19V124H17ZM53 135H55L54 132ZM64 183L68 185L69 188L73 187L71 181L65 180ZM75 191L79 192V189H75ZM173 259L176 258L174 257ZM117 264H122V262H117Z\"/></svg>",
    "mask_w": 264,
    "mask_h": 264
}]
</instances>
